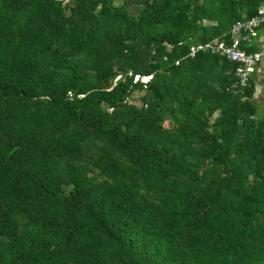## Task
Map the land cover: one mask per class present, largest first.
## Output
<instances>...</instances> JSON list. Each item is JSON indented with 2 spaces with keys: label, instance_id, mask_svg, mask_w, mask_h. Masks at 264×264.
Segmentation results:
<instances>
[{
  "label": "trees",
  "instance_id": "trees-1",
  "mask_svg": "<svg viewBox=\"0 0 264 264\" xmlns=\"http://www.w3.org/2000/svg\"><path fill=\"white\" fill-rule=\"evenodd\" d=\"M263 3L0 0V264H264Z\"/></svg>",
  "mask_w": 264,
  "mask_h": 264
},
{
  "label": "built area",
  "instance_id": "built-area-1",
  "mask_svg": "<svg viewBox=\"0 0 264 264\" xmlns=\"http://www.w3.org/2000/svg\"><path fill=\"white\" fill-rule=\"evenodd\" d=\"M264 26V3L261 4L257 12L249 18L239 19L232 23L227 38L226 35L215 37L207 42L191 44L188 56L193 57L198 52H209L225 57L237 63L234 71L236 79L228 86L230 92L249 85V81L255 71V67L260 61L262 52H248L242 48L243 41H250L256 29Z\"/></svg>",
  "mask_w": 264,
  "mask_h": 264
},
{
  "label": "crops",
  "instance_id": "crops-1",
  "mask_svg": "<svg viewBox=\"0 0 264 264\" xmlns=\"http://www.w3.org/2000/svg\"><path fill=\"white\" fill-rule=\"evenodd\" d=\"M251 45L256 51L264 53V26L256 29ZM252 76L255 81L254 97L260 100L264 98V54L258 62Z\"/></svg>",
  "mask_w": 264,
  "mask_h": 264
},
{
  "label": "rangeland",
  "instance_id": "rangeland-1",
  "mask_svg": "<svg viewBox=\"0 0 264 264\" xmlns=\"http://www.w3.org/2000/svg\"><path fill=\"white\" fill-rule=\"evenodd\" d=\"M256 68V67H255ZM136 105H138L139 104V101L138 100H136L135 102H134Z\"/></svg>",
  "mask_w": 264,
  "mask_h": 264
}]
</instances>
